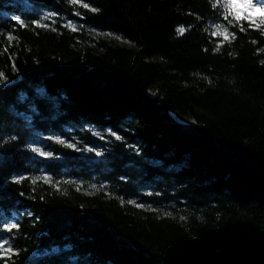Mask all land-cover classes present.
<instances>
[{"label":"trees","instance_id":"trees-1","mask_svg":"<svg viewBox=\"0 0 264 264\" xmlns=\"http://www.w3.org/2000/svg\"><path fill=\"white\" fill-rule=\"evenodd\" d=\"M59 2L0 0V264H264V22Z\"/></svg>","mask_w":264,"mask_h":264},{"label":"rangeland","instance_id":"rangeland-1","mask_svg":"<svg viewBox=\"0 0 264 264\" xmlns=\"http://www.w3.org/2000/svg\"><path fill=\"white\" fill-rule=\"evenodd\" d=\"M74 1L77 2V0H74ZM225 2L227 4V8L229 9V11L237 19H246L255 25H259L264 22V3H262L261 1L259 0H225ZM52 15L54 14L50 12H44V18L46 19L51 20ZM41 25L48 28L46 24L42 23ZM65 25H67L69 28L73 30H77L76 25L70 21L67 22ZM212 34L213 36L220 37L222 40H225L229 37L227 31L221 27H213ZM92 36L96 38V40H106L108 43H112V44L122 45L126 47L133 46V44L129 42L128 40H125L121 37L115 36L110 33H104V32L95 30ZM5 84L6 83H0V85H3V86ZM149 93L151 96H155L157 93V89L156 88L150 89ZM180 121L184 124H189V125L195 123L193 118L189 115L182 116V120ZM69 144L76 146L75 142H71ZM0 248L2 252L6 255L12 251L9 245H7L4 242L0 243Z\"/></svg>","mask_w":264,"mask_h":264},{"label":"water","instance_id":"water-1","mask_svg":"<svg viewBox=\"0 0 264 264\" xmlns=\"http://www.w3.org/2000/svg\"><path fill=\"white\" fill-rule=\"evenodd\" d=\"M31 2L34 3H39V4H44L48 7H55L60 9L61 8V4L59 2V0H30ZM171 115L175 118V116L173 115V112H171ZM177 121L181 122L180 120H178L177 118H175Z\"/></svg>","mask_w":264,"mask_h":264},{"label":"bare ground","instance_id":"bare-ground-1","mask_svg":"<svg viewBox=\"0 0 264 264\" xmlns=\"http://www.w3.org/2000/svg\"><path fill=\"white\" fill-rule=\"evenodd\" d=\"M173 115H174L177 119L182 120V116H181V115H179V114H177V113H175V112H173Z\"/></svg>","mask_w":264,"mask_h":264}]
</instances>
